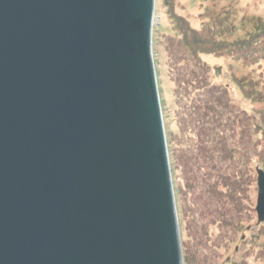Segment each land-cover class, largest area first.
Returning a JSON list of instances; mask_svg holds the SVG:
<instances>
[{"label":"water","instance_id":"water-1","mask_svg":"<svg viewBox=\"0 0 264 264\" xmlns=\"http://www.w3.org/2000/svg\"><path fill=\"white\" fill-rule=\"evenodd\" d=\"M155 6L0 0V264H183Z\"/></svg>","mask_w":264,"mask_h":264},{"label":"rangeland","instance_id":"rangeland-1","mask_svg":"<svg viewBox=\"0 0 264 264\" xmlns=\"http://www.w3.org/2000/svg\"><path fill=\"white\" fill-rule=\"evenodd\" d=\"M155 1L151 56L166 133L183 264H264V260H260L259 253V248L264 242V235L259 232V228L263 229L264 224L258 225L256 212L258 183L254 180L250 183L252 187L244 190L247 193L242 198L248 196L250 200L248 204L244 203L245 211H242L244 219L240 221L241 230L235 232L230 228V222L223 218L226 214L223 212L224 208L218 204L213 198L215 195L208 189V186L213 185L217 180L219 182L214 185L225 188L222 181L218 179L216 173L212 174L206 169L207 159L203 161L196 152L189 153V145L193 147V144L199 143L200 140L196 132H191L192 118L188 117L193 101L190 93L194 90L188 91L189 96L186 94L187 99H183L184 91L180 93L176 82L177 76L179 74L187 76V71L191 67L183 62L186 59L185 52L179 46L174 24V17L181 16L191 22L194 28L200 29L207 21L203 7L206 9L209 5L210 11L215 15L221 13L223 18L224 13L226 14V28L230 34L227 39L230 42L236 41L252 32L251 25L256 28L259 23H264V0H206L202 4L203 7L200 6V0ZM245 15H247L246 20L241 22ZM203 58L213 72V74L210 72L211 80L208 85L215 78L216 82L230 86L239 107L253 116H250L252 125L260 124V117L264 114V58L259 62H250L248 66L245 65L246 62L242 64L237 61L236 56H232V59L213 56ZM250 72L255 78L250 76ZM238 81L245 82L243 85H248V82L253 84L254 100L259 97L257 102L245 99L239 86L237 88V85H234ZM178 93L181 94V101L177 96ZM241 131L242 129L239 128L237 134L241 135ZM254 139L260 140L261 137L257 134ZM258 164H262V161L259 162L254 158L251 163L253 178ZM259 167L261 168L258 166L256 170ZM225 174H229V171L222 172L221 176L224 177ZM221 189L218 188L219 191L223 190ZM221 200L224 201L223 203L228 202L225 196H222ZM232 208L231 206V210ZM231 213L235 214V212Z\"/></svg>","mask_w":264,"mask_h":264},{"label":"trees","instance_id":"trees-1","mask_svg":"<svg viewBox=\"0 0 264 264\" xmlns=\"http://www.w3.org/2000/svg\"><path fill=\"white\" fill-rule=\"evenodd\" d=\"M205 1L200 0V6L203 7L202 4ZM203 10L207 15V21L200 29L194 28L191 22L184 17H174L177 40L179 46L185 52L186 59L183 62L185 64L188 63L191 67L187 71L188 78L183 76V74H179L176 82L180 93L182 90L184 91L183 99H187L186 94L189 96L188 91L194 90V92L190 93V97L193 96V101L188 117L192 118L191 125L193 128H191V132H196L200 141L195 143V145L193 144V147L189 145V153L196 152L203 161L207 159L206 169L209 172L211 171L212 174L216 173L218 179L222 181V185L225 188L214 185L219 182L217 180L213 185L208 186V189L209 192L215 195L213 198L217 200L218 204L224 208L223 212L226 214L223 218L225 221L230 222V228L237 232L241 230L240 221L244 219L242 216V211H245L243 208L244 203L248 204V200H250L248 196L245 199L242 198L247 193L244 190L252 187L250 183L254 182V180L257 183L256 168L258 166H261L259 169L264 171V114L260 117V124L256 122L257 124L252 125L250 116H253L247 110L239 107L235 97L232 95L230 86L216 82L214 77L212 83L208 85L211 80V77H209L210 72L211 74L213 72L203 57H230L232 59V56H236L238 58L237 61L242 64L246 62L245 65L247 66L250 65V62H259L264 58V23H259L256 28L251 25L250 30L252 32L247 37L230 42L227 39L230 34L226 28V14L224 13L223 18L220 15L221 13L215 15L210 11L209 5L206 9L203 7ZM246 16L241 19V22L246 20ZM250 76L255 78L252 72H250ZM244 83L243 81H238L234 85H237V88L239 86L242 91L240 92L246 100L257 102L259 97L257 96L256 100H254L253 84L248 82V85H243ZM180 93L177 96L181 101ZM239 128L242 129L241 135L237 134ZM257 134L261 137L260 140L254 139ZM237 156L239 157L238 159ZM253 157L257 158L259 162L262 161V164H258L255 167L254 178L252 177L253 168L251 167ZM224 171H229V174H225L222 177L221 173ZM218 188L223 190L219 191ZM219 195L221 196L218 199ZM222 196L227 197V203L222 202ZM231 206L233 207L232 210ZM231 212H235V214ZM259 230L264 235V226L263 229L259 228ZM259 250L260 260H264V242Z\"/></svg>","mask_w":264,"mask_h":264},{"label":"bare ground","instance_id":"bare-ground-1","mask_svg":"<svg viewBox=\"0 0 264 264\" xmlns=\"http://www.w3.org/2000/svg\"><path fill=\"white\" fill-rule=\"evenodd\" d=\"M156 12V11H155Z\"/></svg>","mask_w":264,"mask_h":264}]
</instances>
